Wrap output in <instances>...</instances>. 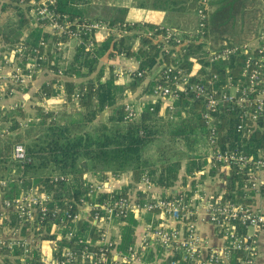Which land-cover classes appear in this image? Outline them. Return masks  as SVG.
<instances>
[{
	"label": "built area",
	"instance_id": "obj_1",
	"mask_svg": "<svg viewBox=\"0 0 264 264\" xmlns=\"http://www.w3.org/2000/svg\"><path fill=\"white\" fill-rule=\"evenodd\" d=\"M10 0H0L6 2ZM23 0H21L22 2ZM57 0H32L28 11L31 25L40 26L59 39L52 44V51L62 46V38L70 39L69 44L81 45L91 50L96 41H104L110 34H130L129 27L134 22L117 25L114 28L101 20H69L56 10ZM205 14L199 11L194 22H186L179 27L157 26L152 30L145 29L142 34L161 44V50L169 61L161 63L159 78L163 83H156L150 95L152 102L161 101L163 109L175 115L179 109L176 102L181 98H193L202 105L200 116L206 128L207 160L204 173L216 170L215 178L220 175L224 179L237 169L245 174L244 189L249 193L245 202L225 200L222 194L207 193L203 184L197 183L191 196L179 190H159L153 185L148 174L142 175L136 184L134 194L117 195L118 179L111 173L102 182L91 181L90 191L96 196L103 194L101 201H81L76 213L70 211L60 215L56 199L50 194L41 192L33 186L15 199H4L0 190L2 211L16 215V227H6L0 235V252L12 253L15 248L21 251L17 256L10 255L11 262L18 264H254L258 255V232L264 228V212L254 204V198L262 191L261 174L264 171V155L252 156L238 149L223 148L220 140V113L222 110H236L241 123L238 131L246 130L252 134V124L264 118V28L250 42L239 45H224L214 49L208 42L207 60L218 64L230 61L234 57H242L239 74L232 75L227 70V79L211 69L204 71L195 58H190V66L185 63V47L188 44L203 43ZM144 24V23H141ZM132 34V33H131ZM199 34V38H195ZM139 39L136 41L138 46ZM135 45V47H137ZM189 46V45H188ZM50 44L42 40L37 46L30 47L25 43H17L6 47V54H0V79L12 80L13 84L27 88L33 84L42 72H52L60 79L64 78V70L56 69L55 61L49 56ZM5 51V52H6ZM181 52V56H178ZM10 55V57H7ZM119 66L114 65V74L119 81L127 78H143L146 71L140 70V62L118 55ZM14 64L8 77L3 76L1 62ZM61 85V84H60ZM63 86V85H61ZM60 86V89H61ZM57 87V86H56ZM59 89V87H57ZM59 89V91H60ZM14 89L8 94H13ZM5 95L6 92H4ZM60 94V92H59ZM62 96H52L42 105L44 112L52 110L50 101L64 100ZM80 98L78 90L75 100ZM146 102L130 99L124 103L125 119L134 121L141 116V106ZM17 108V107H15ZM3 114L0 112V138L14 134L10 131L11 122L3 125ZM173 119V118H172ZM37 114L18 120L20 128H27L33 122H39ZM250 123L248 127L247 122ZM11 160L15 164L24 165L30 161L24 144L17 143L12 150ZM15 173V168L12 169ZM70 176L57 175L54 182L69 181ZM214 179V178H213ZM7 181H0L6 186ZM151 195V200H137V193ZM107 195V196H106ZM249 201V203L247 202ZM152 214L153 221L145 224L134 245L126 249L118 247L116 230L126 223L130 216ZM11 214H9L10 216ZM9 217L8 215H6ZM67 219L73 222L86 219L97 225L100 238L96 243L86 242L78 252L70 247L58 248L56 240L44 239L49 235L57 239L72 240L74 231L61 232L60 223ZM118 221V223H114ZM50 225V231L46 227ZM48 225V226H49ZM201 225H210L219 241L214 244L203 236ZM27 228V232H25ZM120 240V238H119ZM80 244H84L80 241ZM91 246V247H90ZM37 251V256L31 252ZM149 253L154 260H148Z\"/></svg>",
	"mask_w": 264,
	"mask_h": 264
},
{
	"label": "trees",
	"instance_id": "obj_2",
	"mask_svg": "<svg viewBox=\"0 0 264 264\" xmlns=\"http://www.w3.org/2000/svg\"><path fill=\"white\" fill-rule=\"evenodd\" d=\"M31 1L0 2V40L10 45L25 43L30 47L37 46L42 40L50 44V58L55 61L56 69L64 70L63 84L66 95L64 102L56 110L44 112L43 107L38 105L35 109L40 120L31 123L27 128H20L18 120L13 118L15 114L23 118L25 112L22 109L3 115V125L11 122L10 131L14 133L0 138V181H7L6 186L0 185L4 199L18 198L33 186H38L41 192L48 193L57 200L61 215L66 211L76 213L82 200L99 202L104 199L103 194L96 196L91 193L90 184L91 181H105L108 173L119 179L128 171L132 172V183L125 188L117 189L115 191L117 195L130 194V188H134L144 174L150 176L155 188L171 190V193L177 192L175 187L179 181L184 185L189 183L190 187L185 191L188 196L193 194L197 183L203 184L207 179L215 178L216 170L213 169L197 176L198 172L206 170L208 166L207 151L204 156L196 154L198 151L196 146L200 143L207 147L206 128L200 116L202 105L199 101L181 98L176 102L179 111L175 115L167 108L163 109L161 101H146L141 106V116L138 119L134 121L125 119L126 101H129L136 92H139L137 98L151 95L156 83L164 82L159 78L160 65L163 60L168 62L169 57L161 50L160 43L155 44L153 39L142 34L145 29L152 30L160 25L148 21H135V26L129 27L132 34H110L104 41L94 42L89 51L84 46L73 44L72 56H68L69 38H62V46L52 51V44L59 37L40 26L31 25L28 14ZM77 1L57 0L56 10L69 20H101L109 28L132 22L115 17L109 20L102 17L86 18L80 9L74 7ZM128 1L130 6L137 8L150 6L158 10L188 15H197L200 10L203 11L204 42L188 44L189 46L185 47V63L190 66L192 64L190 58H195L202 65L201 71L211 69L210 72H217L223 81L227 79L228 69L232 70V75L239 74L242 57H234L230 61L218 64L209 63L207 60L208 9L210 2L211 6L214 5V0ZM227 1L226 6L222 4L219 7L223 9L229 7L232 0ZM236 1L241 4L245 0ZM127 10L126 8L124 12ZM195 38H199V34ZM138 39V46L135 47ZM211 47L222 48L212 45ZM121 54L140 62V70L146 71L143 78H133L126 85L117 84L114 67L106 66L101 61ZM180 54L182 53L178 52V56H181ZM56 83L59 82L51 80L43 84L37 97L48 99L55 96L59 92ZM78 90L80 98L76 101ZM220 119V140L223 148L238 149L252 156L264 155V118L252 124V134H248L246 130H237L241 120L236 110H222ZM247 124L249 127L250 123ZM17 143L24 144L30 159L24 165L15 164L11 160L13 147ZM13 168L16 170L15 173L12 172ZM57 175L70 176V179L54 182L52 177ZM244 182L245 174L237 169L232 170L230 176L226 178L223 199L245 202L249 193L244 189ZM137 200H151V195L139 192ZM1 205L0 235L6 227L18 226L16 215L3 212ZM146 219L147 216L143 215V220L149 221ZM48 225L46 222L45 226L49 232L51 229ZM137 225L138 221L133 215L126 220L120 231L118 247L126 249L134 245L137 239L135 234ZM60 227L63 234L74 231V238L68 240L43 236L44 239L54 238L60 249L70 247L80 252L88 245L87 241L92 246V243H96L100 238L97 225L90 220L73 222L67 219L60 223ZM27 231L25 228L26 233ZM80 241L84 244H80ZM6 251L0 252V264H18V260L11 262L9 256H17L21 251L18 248L12 253ZM31 252L35 256L38 255L35 249H31ZM148 260H154L151 253Z\"/></svg>",
	"mask_w": 264,
	"mask_h": 264
},
{
	"label": "crops",
	"instance_id": "obj_3",
	"mask_svg": "<svg viewBox=\"0 0 264 264\" xmlns=\"http://www.w3.org/2000/svg\"><path fill=\"white\" fill-rule=\"evenodd\" d=\"M78 1L75 2L74 7L81 10L82 5ZM227 3L228 1L226 2V0H214V5L217 4L216 6L218 8L222 4H225L226 6ZM261 3H263V6L260 7L259 5ZM226 8L228 9V6ZM97 10L98 9L96 8H92V9H89L88 12H85V13L83 12V14L85 15L86 18H98L100 17V15H98L99 11ZM234 11H237V12L239 11L238 20L240 22L237 20V25L239 26V28H243V30L247 32V35L246 33H244L247 37L245 42L253 41L257 37L260 30L264 28V0H245L244 2L241 3V6L235 5ZM135 21H138V20H134L132 22H135ZM140 21H143V20H140ZM9 45L10 44L4 43L3 40H0V54L8 53L6 51V47ZM68 48H69V51L67 54L68 56H72L73 44L72 43L68 44ZM7 57H10V55H7ZM101 62L102 64L106 66H112V67H114V65L119 66V59L117 57H114V58L110 57L109 59L104 58ZM1 64L4 68L3 76L6 77L7 79L8 74H10L12 71V67H14V64L8 63V61L6 63L5 60H3ZM51 80H56L57 82H59V83H56L59 89H60V86L63 85L61 86V89L59 91L60 94L58 92L56 95L62 96L61 94L62 90H63V93L66 95L65 86L63 84L65 79L64 78L60 79L58 76H56V74L52 72H42L37 77L36 81L33 84L29 85L27 88L16 86L15 84H13L12 80H6V82H4L3 79H0V112L4 115L10 112L14 113L17 109H22L23 112H25V116L21 118L20 116H16L15 114L13 118L16 120H23L27 117L34 116V114L37 113L35 108H37L38 105L41 107L42 105L45 106V102H46L45 100H42V98L41 99L38 98L37 93L40 91V88L43 84L48 83ZM129 82L130 80L128 78L124 81H119V79L117 78V84L119 85H126ZM12 89H14V93L8 94V92H10V90ZM4 92H6L7 95H5ZM138 93L139 92H136L134 95V100L136 99L135 100L136 102L140 101L141 98H144V100L146 101H152V98L150 97V95L140 96L139 98H137ZM64 100L60 101V99L58 100L54 99L53 101H50L51 103L50 108H52V110L58 109L62 105ZM261 179H262V184H263L262 191H261L260 196H256L254 198L253 204L264 212V171L261 174ZM131 183H132V172L128 171L120 179H118L116 185L120 189V188H125L129 186ZM225 183H226V179H224V176L220 175L219 178L207 179L204 182L202 189L205 190L207 193H213L216 195L222 194L225 188ZM136 187L137 186L135 185L134 188H130L129 190L130 194H134V192L136 191ZM189 187H190L189 183L184 185L182 181H179L175 187V190L176 191L188 190ZM146 216H147L146 220H149V221H144L143 215L136 216L138 225H137L135 234L137 238L139 234L141 233L143 226L153 221L152 215L146 214ZM124 225L125 224L121 225V227L116 230L117 232H115V236L116 234L119 235V232L121 231V228ZM200 228H201V232L204 237L209 238L215 245L219 244L218 238L213 228L210 225H201ZM116 238L119 241V236L118 237L116 236ZM257 249H258V256L256 257L254 264H264V229L261 230L259 233V242H258Z\"/></svg>",
	"mask_w": 264,
	"mask_h": 264
},
{
	"label": "rangeland",
	"instance_id": "obj_4",
	"mask_svg": "<svg viewBox=\"0 0 264 264\" xmlns=\"http://www.w3.org/2000/svg\"><path fill=\"white\" fill-rule=\"evenodd\" d=\"M78 2L82 5V12L85 13L88 12L89 9L96 8L98 9L97 11H99L98 15L108 20L115 17L116 19L120 18L127 21L143 20L156 23L158 25L161 24L171 27H179L181 25H185L186 22H194V18H196V15H188L176 11L158 10L150 6L146 8H137L135 6H130V1L127 2V0H79ZM235 5L241 6L239 2L232 0L228 9L219 7L220 10H218L217 6H214L213 8V6H211V2L209 3L207 30L208 41L212 46L222 47L223 45H239L246 43L247 32H245L243 28H239L237 25L239 11H234ZM259 6H263V3ZM126 8L128 10L127 12H124ZM244 33H246V35ZM131 99L134 100V96ZM182 146L183 149H185V146ZM196 148H198L196 154H199V156L205 155L207 147L200 143V145H197ZM261 230L258 232V242Z\"/></svg>",
	"mask_w": 264,
	"mask_h": 264
}]
</instances>
